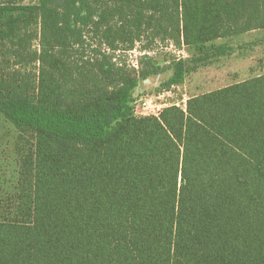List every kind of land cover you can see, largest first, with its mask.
Instances as JSON below:
<instances>
[{
    "label": "trees",
    "instance_id": "obj_1",
    "mask_svg": "<svg viewBox=\"0 0 264 264\" xmlns=\"http://www.w3.org/2000/svg\"><path fill=\"white\" fill-rule=\"evenodd\" d=\"M258 29L264 0H0V116L20 132L0 264H264V74L133 106L141 80L191 70L157 45L202 61Z\"/></svg>",
    "mask_w": 264,
    "mask_h": 264
},
{
    "label": "rangeland",
    "instance_id": "obj_2",
    "mask_svg": "<svg viewBox=\"0 0 264 264\" xmlns=\"http://www.w3.org/2000/svg\"><path fill=\"white\" fill-rule=\"evenodd\" d=\"M33 47H38L37 40L33 42ZM140 55L142 54L139 51L134 50L127 53V58L137 64ZM152 55L162 64H168L169 61L166 60L174 57L185 58L191 70L182 84L172 87H167L164 83L172 76L173 70L141 80L133 92L134 101L141 97H150L161 110L170 105L185 108L192 96L264 74V29L216 40L209 52L202 55L205 56L202 61L191 60L198 56L193 49H179L166 43L157 45ZM31 67L34 69L35 65L29 68ZM15 68L22 72L29 69L22 65ZM143 115H149V112L144 111V114L138 116ZM19 134L11 122L0 116V192L8 191L17 179L19 156L16 145Z\"/></svg>",
    "mask_w": 264,
    "mask_h": 264
},
{
    "label": "built area",
    "instance_id": "obj_3",
    "mask_svg": "<svg viewBox=\"0 0 264 264\" xmlns=\"http://www.w3.org/2000/svg\"><path fill=\"white\" fill-rule=\"evenodd\" d=\"M134 111L137 115L144 114L148 111L149 114L158 115L162 110L159 105L155 104L150 97H141L133 102Z\"/></svg>",
    "mask_w": 264,
    "mask_h": 264
}]
</instances>
